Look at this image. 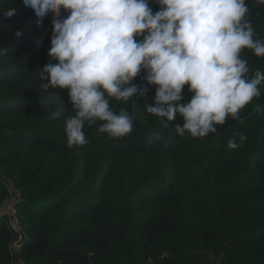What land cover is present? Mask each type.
Segmentation results:
<instances>
[{"label": "trees", "instance_id": "trees-1", "mask_svg": "<svg viewBox=\"0 0 264 264\" xmlns=\"http://www.w3.org/2000/svg\"><path fill=\"white\" fill-rule=\"evenodd\" d=\"M246 3L245 18L264 39V5ZM0 7L16 9L0 23V208L13 196L10 180L28 236L23 264H264V84L239 120L229 116L216 133L193 138L176 132L179 115L167 122L146 111L156 86L142 71L133 82L147 94L109 98L115 112L135 116L132 132L111 138L98 131L103 122H85L88 144L69 148L68 90L41 88L43 66L56 63L48 56L52 18L38 25L22 0ZM149 7L160 10L154 0ZM240 56L249 79L264 72V57L251 49ZM233 136L239 146L228 148ZM17 238L0 217V264L10 263Z\"/></svg>", "mask_w": 264, "mask_h": 264}, {"label": "clouds", "instance_id": "clouds-1", "mask_svg": "<svg viewBox=\"0 0 264 264\" xmlns=\"http://www.w3.org/2000/svg\"><path fill=\"white\" fill-rule=\"evenodd\" d=\"M22 2L34 10L38 25L52 18L48 56L56 63L43 66L41 80L48 82L41 88L68 90L75 111L65 121L69 148L88 144L85 122H103L98 131L111 138L130 134L135 116L124 108L115 112L109 98L136 102L147 86L156 89L146 111L167 122L179 115L183 123L175 124L176 132L193 138L216 133V125L229 116L239 120L241 111L261 96L264 72L257 70L249 79L247 61L240 56L251 49L264 57V39L255 38L245 18L246 0H154L160 5L155 14L149 0ZM256 3L264 5V0ZM15 14V8L0 7V23ZM14 35L21 36V30ZM142 71L147 86L133 82ZM246 139L239 134L241 142ZM238 146L235 136L228 139V148Z\"/></svg>", "mask_w": 264, "mask_h": 264}, {"label": "water", "instance_id": "water-1", "mask_svg": "<svg viewBox=\"0 0 264 264\" xmlns=\"http://www.w3.org/2000/svg\"><path fill=\"white\" fill-rule=\"evenodd\" d=\"M9 182L10 189L12 191V198L6 202L1 208H0V217L1 218H8L9 225L11 229L18 235L19 240L17 242V246L21 249L23 246L28 242V236L22 229L20 225V221L18 218V212L16 210V205L21 202V194L18 190L15 189L13 183L10 180H7ZM229 248L232 249V243L228 244Z\"/></svg>", "mask_w": 264, "mask_h": 264}, {"label": "built area", "instance_id": "built-area-1", "mask_svg": "<svg viewBox=\"0 0 264 264\" xmlns=\"http://www.w3.org/2000/svg\"><path fill=\"white\" fill-rule=\"evenodd\" d=\"M10 192L12 193L11 189H10ZM18 240H19V237L17 239H13L9 245V252H10V258H11L9 264H23L20 258L22 249L17 246Z\"/></svg>", "mask_w": 264, "mask_h": 264}, {"label": "rangeland", "instance_id": "rangeland-1", "mask_svg": "<svg viewBox=\"0 0 264 264\" xmlns=\"http://www.w3.org/2000/svg\"><path fill=\"white\" fill-rule=\"evenodd\" d=\"M213 261H214V264H215V263L218 264V263H217V259H214V258H213Z\"/></svg>", "mask_w": 264, "mask_h": 264}]
</instances>
